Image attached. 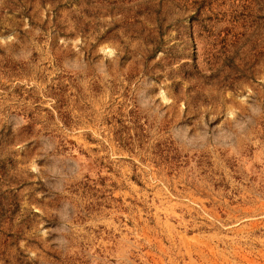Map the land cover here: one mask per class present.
<instances>
[{
  "label": "rangeland",
  "instance_id": "rangeland-1",
  "mask_svg": "<svg viewBox=\"0 0 264 264\" xmlns=\"http://www.w3.org/2000/svg\"><path fill=\"white\" fill-rule=\"evenodd\" d=\"M0 264H264V0H0Z\"/></svg>",
  "mask_w": 264,
  "mask_h": 264
}]
</instances>
